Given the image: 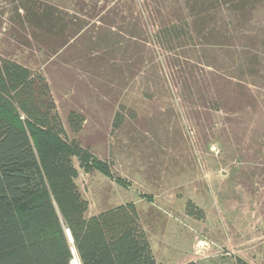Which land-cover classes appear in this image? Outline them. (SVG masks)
I'll list each match as a JSON object with an SVG mask.
<instances>
[{
	"label": "rangeland",
	"instance_id": "374dc122",
	"mask_svg": "<svg viewBox=\"0 0 264 264\" xmlns=\"http://www.w3.org/2000/svg\"><path fill=\"white\" fill-rule=\"evenodd\" d=\"M32 1L80 19L81 34L52 57L26 21ZM104 4L0 0V58L43 75L65 138L123 182L74 158L87 216L133 209L154 264H264V0L238 47L182 32L185 0ZM172 22L181 30L169 39ZM245 34L254 54L241 53ZM250 58L259 80L230 73Z\"/></svg>",
	"mask_w": 264,
	"mask_h": 264
},
{
	"label": "trees",
	"instance_id": "16d2710c",
	"mask_svg": "<svg viewBox=\"0 0 264 264\" xmlns=\"http://www.w3.org/2000/svg\"><path fill=\"white\" fill-rule=\"evenodd\" d=\"M98 1L105 5L116 0ZM261 1L185 0L190 22L182 21V30L172 22L166 35L171 39L178 30L194 32L216 45L238 47L235 42L248 32L246 26ZM28 7L25 17L32 37L48 57L81 34L80 19L35 1ZM109 16L118 20V7ZM217 19L224 21L219 33L212 28ZM248 38L241 53L254 54L258 42ZM252 59L246 65L243 60L232 62L230 73L259 80ZM17 111L24 114L25 124ZM119 125L117 116L114 126ZM63 138L64 127L43 75L0 58V264H68L71 246L81 264H154L142 237L134 235L133 209L129 213L127 206H120L87 216L88 202L77 185L74 158L87 172L95 170L119 185L123 182L87 149ZM236 263L243 264L238 259Z\"/></svg>",
	"mask_w": 264,
	"mask_h": 264
},
{
	"label": "built area",
	"instance_id": "2783aa9c",
	"mask_svg": "<svg viewBox=\"0 0 264 264\" xmlns=\"http://www.w3.org/2000/svg\"><path fill=\"white\" fill-rule=\"evenodd\" d=\"M70 251H71V259L68 264H81L80 259L73 246H71Z\"/></svg>",
	"mask_w": 264,
	"mask_h": 264
},
{
	"label": "water",
	"instance_id": "95a60500",
	"mask_svg": "<svg viewBox=\"0 0 264 264\" xmlns=\"http://www.w3.org/2000/svg\"><path fill=\"white\" fill-rule=\"evenodd\" d=\"M66 235L68 237L69 242L71 243L72 242V239H71L70 233L68 231H66Z\"/></svg>",
	"mask_w": 264,
	"mask_h": 264
}]
</instances>
